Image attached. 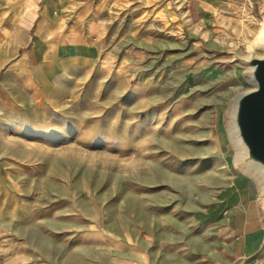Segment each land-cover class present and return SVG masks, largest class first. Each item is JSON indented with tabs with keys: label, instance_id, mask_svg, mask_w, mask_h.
<instances>
[{
	"label": "rangeland",
	"instance_id": "rangeland-1",
	"mask_svg": "<svg viewBox=\"0 0 264 264\" xmlns=\"http://www.w3.org/2000/svg\"><path fill=\"white\" fill-rule=\"evenodd\" d=\"M136 3L117 13L115 34L121 36L120 42H134L143 52H151L146 65L152 72L133 75L131 86L139 85L133 96L147 90L156 96L157 124H148L144 115L139 118L134 104L131 124H119L125 113L115 107L107 110L104 100L99 101L101 95L96 98L90 91L94 84H88L79 106L64 110V139L43 142L34 135V147L23 149L26 156L15 157L29 167L26 174L33 176V188L11 209L0 207V264H91L97 243L93 231L109 229L120 238L126 232L136 247L144 226L151 230L154 213L169 211L154 209L155 193L176 194L181 203L190 195L200 202L203 180L212 176L205 157L215 151L201 126L192 122L211 117L215 110L206 107L210 102L223 105L216 109L226 146L237 161L226 118L235 96L253 88L237 57L261 56L250 48L264 18L256 11L231 9L214 33L217 52L208 62L201 59L206 48H194L184 0ZM209 123L214 125L213 118ZM11 144L20 149L25 143ZM102 257L104 253H99Z\"/></svg>",
	"mask_w": 264,
	"mask_h": 264
},
{
	"label": "crops",
	"instance_id": "crops-1",
	"mask_svg": "<svg viewBox=\"0 0 264 264\" xmlns=\"http://www.w3.org/2000/svg\"><path fill=\"white\" fill-rule=\"evenodd\" d=\"M138 1L0 0V207L9 210L28 197L33 176L15 157L26 156L25 151L34 147V135L43 142L63 140L64 110L79 106L88 84H94L90 91L96 98L101 95L99 101L104 100L107 110L115 107L125 113L119 124H131V104L139 118L144 115L148 124H157L156 96L148 90L133 96L139 85L131 86L133 75L152 72L146 65L151 52H143L134 42H120L121 36L115 34L117 13ZM184 1L194 48H206L201 59L208 62L217 52L214 33L231 9L256 11L264 18V0ZM239 80L237 76V85ZM206 107L215 110L211 117L192 122L201 126L215 151L205 157L212 176L203 180L201 201L194 202L189 195L181 203L176 194L155 193L154 200L150 198L154 209L169 211L154 213L151 230L144 226L136 247L126 232L120 238L109 229L93 231L97 243L91 264H103V259L105 264H264L262 188L252 173L238 167L226 146L216 109L222 103ZM229 138L239 157L230 133ZM13 140L25 144L18 149ZM2 221L0 215V230ZM99 253L105 257L98 258Z\"/></svg>",
	"mask_w": 264,
	"mask_h": 264
},
{
	"label": "water",
	"instance_id": "water-1",
	"mask_svg": "<svg viewBox=\"0 0 264 264\" xmlns=\"http://www.w3.org/2000/svg\"><path fill=\"white\" fill-rule=\"evenodd\" d=\"M260 48L262 56L237 57V61L245 66V77L253 88L235 96L226 122L227 129L230 123L234 124L244 151L241 157H237L236 164L252 173L264 186V174H260L261 170L264 173V41Z\"/></svg>",
	"mask_w": 264,
	"mask_h": 264
},
{
	"label": "bare ground",
	"instance_id": "bare-ground-1",
	"mask_svg": "<svg viewBox=\"0 0 264 264\" xmlns=\"http://www.w3.org/2000/svg\"><path fill=\"white\" fill-rule=\"evenodd\" d=\"M263 41H264V24L261 26L260 32H259L258 37H257L256 42H255V45L253 48H250V51L254 53V50L257 49L261 52V56H262V51H261L260 45ZM228 130L230 132V136L232 137L231 139L233 141V144L236 147V149L238 150L239 156L241 157L244 151H243V148H242V146H241V144L237 138V132H236V129H235V126L233 123L229 124ZM260 174H262V175L264 174L262 170H261Z\"/></svg>",
	"mask_w": 264,
	"mask_h": 264
}]
</instances>
